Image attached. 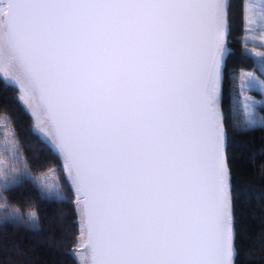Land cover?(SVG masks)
I'll use <instances>...</instances> for the list:
<instances>
[{
	"label": "snow or ice",
	"instance_id": "6c2138e0",
	"mask_svg": "<svg viewBox=\"0 0 264 264\" xmlns=\"http://www.w3.org/2000/svg\"><path fill=\"white\" fill-rule=\"evenodd\" d=\"M229 8V0H0V81L35 118L28 134L52 171L66 172L82 264H236L228 132L264 130L251 112L264 101L246 105L243 126L230 123ZM247 87L264 95V83ZM53 194L65 200L41 190ZM3 208L0 223L24 222ZM37 222L31 213L27 227Z\"/></svg>",
	"mask_w": 264,
	"mask_h": 264
},
{
	"label": "trees",
	"instance_id": "16d2710c",
	"mask_svg": "<svg viewBox=\"0 0 264 264\" xmlns=\"http://www.w3.org/2000/svg\"><path fill=\"white\" fill-rule=\"evenodd\" d=\"M229 48L234 55L228 58L225 70L224 108L229 121L243 126L236 114L233 92L242 72L264 76L256 59L244 48V0H229ZM235 77L230 84L229 73ZM255 95V94H254ZM19 91L0 81V119L5 118L21 155L28 175L40 176L52 171L53 160L36 137L28 134L33 126L29 113L15 99ZM254 117H264V103L254 109ZM227 158L232 172L235 195V246L239 252L236 264H264V130L236 134L229 127ZM253 156L255 157L253 161ZM63 202L55 197L41 196V190L29 177L21 178L8 190L0 191L1 203L8 211H16L24 222L0 223V261L3 264H79L74 255L80 235L73 197L67 192L63 170L54 171ZM36 213L38 230L27 227L28 214Z\"/></svg>",
	"mask_w": 264,
	"mask_h": 264
},
{
	"label": "rangeland",
	"instance_id": "374dc122",
	"mask_svg": "<svg viewBox=\"0 0 264 264\" xmlns=\"http://www.w3.org/2000/svg\"><path fill=\"white\" fill-rule=\"evenodd\" d=\"M261 3L262 0H247L246 22H245L246 29H245V37L243 40L244 41L243 45L246 53H250L251 55H254V57L256 58L259 64L258 67L260 73H261L262 62L260 59V55L258 54H264V16H262L261 13ZM249 79H254L256 81L264 83L263 78L258 75H253L250 72H242L240 74L238 82L235 85V91L233 92L232 102L236 110V114L242 117L243 123L249 114L248 110L246 109V105L250 104L251 101H264V95L261 94L259 88L249 89L247 87V81ZM262 104L253 105L251 112H252V117L254 119H255L253 114L254 109L258 105H262ZM28 113L31 116L30 110ZM32 120H33V126H35V118L32 117ZM0 161L3 162L0 163V182L7 179H11L12 177L16 176L21 169H26L23 165L21 155L17 150L16 142L13 139L12 130L7 125V121L5 120V118L0 119ZM28 174L19 177L17 182L23 177H29L34 182H36L39 189L44 190L45 193L49 191H52L54 193L55 190L60 191L59 184L57 182V177L54 171H49L43 175L35 176V177ZM63 174L65 178L66 172L63 171ZM67 183H70V181H68ZM53 197H55V194H53ZM3 206L4 204L1 203L0 201V213H3L4 211ZM30 214L31 213L28 214V217ZM78 222H79V217H78ZM79 228H80V223H79ZM79 242H80V235L78 238L77 246L73 251V255L74 258L78 261V263L82 264L84 253H83V249L79 247Z\"/></svg>",
	"mask_w": 264,
	"mask_h": 264
},
{
	"label": "crops",
	"instance_id": "0c3cea01",
	"mask_svg": "<svg viewBox=\"0 0 264 264\" xmlns=\"http://www.w3.org/2000/svg\"><path fill=\"white\" fill-rule=\"evenodd\" d=\"M246 3L247 0H244V31H245V22H246ZM244 37H245V32H244ZM251 57L255 58L254 55H250ZM256 59V58H255Z\"/></svg>",
	"mask_w": 264,
	"mask_h": 264
}]
</instances>
